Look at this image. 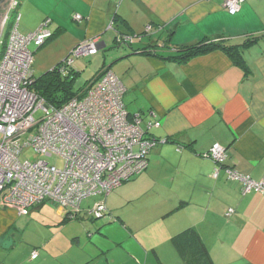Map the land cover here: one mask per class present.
<instances>
[{"label": "crops", "instance_id": "0c3cea01", "mask_svg": "<svg viewBox=\"0 0 264 264\" xmlns=\"http://www.w3.org/2000/svg\"><path fill=\"white\" fill-rule=\"evenodd\" d=\"M224 3L20 0L21 32L36 30L50 17L52 39L68 38L67 50L92 38L106 48L108 30L115 26L117 44H123L118 35L137 34L80 92L111 68L126 86L128 111L142 116V127L158 143L139 178L106 197L103 221L89 218L85 208L70 217L50 200L27 215L0 207V264H186L173 237L189 228L216 264H264V193H244L225 170L264 176V0H246L236 14ZM255 37L243 52L244 67L221 48L186 61L174 58L179 48L200 42L239 45ZM144 48L153 54L142 53ZM149 121L161 124L148 129ZM216 142L228 148L217 178L216 162L205 155ZM51 212V226L59 225L63 235L33 237L25 256L6 261L12 249L29 243L30 228L39 231L40 216Z\"/></svg>", "mask_w": 264, "mask_h": 264}, {"label": "built area", "instance_id": "2783aa9c", "mask_svg": "<svg viewBox=\"0 0 264 264\" xmlns=\"http://www.w3.org/2000/svg\"><path fill=\"white\" fill-rule=\"evenodd\" d=\"M245 1L225 0L224 6L236 14ZM21 19L20 0H13L4 20V27L10 25L9 31L0 50V121L5 122L0 123V207L27 215L39 203L50 200L65 209L68 216L76 217L85 197H106L124 181L143 172L158 139L142 127L139 113L128 111L124 101L126 86L109 67L92 86L65 104H47L31 89L35 73L30 45L41 47L51 38L52 19L45 18L28 33L21 32ZM117 40L130 43L132 36L120 34ZM98 48L99 41L92 38L80 42L73 52L77 56L92 55ZM65 61L69 66L73 60L68 57ZM39 109L44 113L36 118ZM160 124L147 122L148 129ZM27 146L48 158L59 156L62 165L42 158L22 160ZM205 155L216 162L213 176L217 178L228 148L216 142ZM225 170L228 178L242 183L244 193H264V176L258 180L236 168ZM233 211L229 208L227 213ZM88 212L96 218L104 216L106 202L99 201ZM37 255L34 251L32 257Z\"/></svg>", "mask_w": 264, "mask_h": 264}, {"label": "rangeland", "instance_id": "374dc122", "mask_svg": "<svg viewBox=\"0 0 264 264\" xmlns=\"http://www.w3.org/2000/svg\"><path fill=\"white\" fill-rule=\"evenodd\" d=\"M75 15L76 14H74V17H75ZM10 16H12L11 12L9 14V17ZM75 19L81 20V19H77L76 17H75ZM74 23H76V22L74 21ZM117 28L118 27L115 26L113 29L108 30L106 37H107V40L109 41L108 42L109 46H107L106 48H103V47L100 48L98 50L99 53L96 55H78L77 56L73 52V49H74L73 47L70 48V50H67V43H69V42H67L68 38L67 39L61 38V39H59L60 41L56 38H54V39L51 38V39L47 40L41 47H36L34 44H31L30 47L34 52V54H33L34 55L33 69H34L35 75L37 77H40L41 75H43L47 71H50L56 64L60 63L61 61L68 59V57H69V59L73 60V61H72V64L68 66V69H73L74 71H76L78 73L75 79H71V82H73L72 84L74 85L73 86L74 91H76V92L81 91L94 78V76L100 71L101 67L103 66L104 61H106V60L110 61V59L112 57H114V55H116V53H118V50H120L121 48L124 47L125 43L117 44L114 42V37L116 35L115 30H118ZM6 31H7V25L4 27L2 34L0 36V50L3 49V42L5 41ZM69 34H70V32H67V33H65L64 36H66V35L70 36ZM129 35H131L132 37L137 36V34H129ZM84 41L85 40H83L81 42H84ZM43 113H44L43 109H39L35 113V117L40 118L43 115ZM0 138H1V133H0ZM39 158L47 159V160L51 161L52 163L57 164L58 166L62 165V161H61V158L59 156L54 155V156L48 158L44 154H37L31 146L25 147L24 152L21 154L22 160H27V159L34 160V159H39ZM138 178H139L138 174H135L129 180L124 181L122 184L132 183L135 180H137ZM110 194H108L106 196L107 201H108V196ZM106 197H104L102 195H95V196L91 195V196L85 197L81 202V211L85 208L86 213L88 214V217L90 218L91 215L89 214L88 209L93 207L99 201H105L106 202ZM16 211H18V210H16ZM107 211H108V207H107ZM137 211L135 208H133L132 212H137ZM41 214H47V212L41 213ZM52 214L53 213L51 212L50 214L46 215V218H43L42 216H40L41 219L39 221H41V225L37 226L39 229V231H37L39 233V236L36 234L37 232H35L36 227L30 228L27 231V233L25 234L26 239H27V241H29V243H27V245L25 243H23V245L20 248L12 249L11 250L12 254H10V257L6 258V261H9L10 263H14V261L18 260V259H16L17 256H21V257L25 256L27 249H29L28 246H30V243H31V247H32V244L35 243L32 241L31 238L35 237L36 240L37 239L39 240L40 235L44 236L42 238H45L47 235L49 236L53 232H56L59 230V228H60L59 225L51 226L52 222L50 221L49 216ZM105 216H107V212L104 216L98 218L97 220L103 221ZM25 231H26V229L20 228V233L24 234ZM56 235H59V236L63 235V233H61V229H60V231L57 232ZM6 256H8V254Z\"/></svg>", "mask_w": 264, "mask_h": 264}, {"label": "trees", "instance_id": "16d2710c", "mask_svg": "<svg viewBox=\"0 0 264 264\" xmlns=\"http://www.w3.org/2000/svg\"><path fill=\"white\" fill-rule=\"evenodd\" d=\"M9 26L8 24L5 40L9 31ZM54 35L55 33L53 32L51 38H53ZM256 39V37L247 39L239 45H227L223 42L212 40L204 41L179 48L178 54L174 56V58L180 61H186L194 56L207 53L216 48H221L236 64L244 67L243 52L246 48L250 47ZM140 51L145 54H153L148 51V48L140 49ZM77 74L78 73L73 69H68L66 61L64 60L56 64L50 71H47L40 77L35 75L34 81L31 84V89L43 97L47 104L61 106L81 93L80 91H74V85L72 84L73 82H71V79H75ZM91 217L93 219H98L92 215ZM173 241L186 264H216L201 236L195 229L189 228L182 231L173 237Z\"/></svg>", "mask_w": 264, "mask_h": 264}, {"label": "water", "instance_id": "95a60500", "mask_svg": "<svg viewBox=\"0 0 264 264\" xmlns=\"http://www.w3.org/2000/svg\"><path fill=\"white\" fill-rule=\"evenodd\" d=\"M13 0H0V36L2 34V31L4 29V20L5 17L9 11L10 5ZM103 46H99V49L102 48ZM0 123H5L0 121ZM9 123V122H8Z\"/></svg>", "mask_w": 264, "mask_h": 264}]
</instances>
